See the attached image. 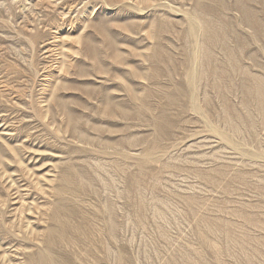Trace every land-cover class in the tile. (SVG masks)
<instances>
[{
  "label": "rangeland",
  "instance_id": "rangeland-1",
  "mask_svg": "<svg viewBox=\"0 0 264 264\" xmlns=\"http://www.w3.org/2000/svg\"><path fill=\"white\" fill-rule=\"evenodd\" d=\"M0 264H264V0H0Z\"/></svg>",
  "mask_w": 264,
  "mask_h": 264
}]
</instances>
